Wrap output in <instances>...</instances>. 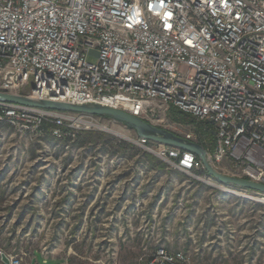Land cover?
<instances>
[{
    "label": "built area",
    "instance_id": "built-area-1",
    "mask_svg": "<svg viewBox=\"0 0 264 264\" xmlns=\"http://www.w3.org/2000/svg\"><path fill=\"white\" fill-rule=\"evenodd\" d=\"M0 92L109 106L199 144L202 126L215 169L264 184V0H0ZM169 107L193 120L183 136ZM90 116L0 102V124L46 121L54 137ZM158 155L202 167L188 151ZM186 263L163 248L149 260Z\"/></svg>",
    "mask_w": 264,
    "mask_h": 264
},
{
    "label": "rangeland",
    "instance_id": "rangeland-1",
    "mask_svg": "<svg viewBox=\"0 0 264 264\" xmlns=\"http://www.w3.org/2000/svg\"><path fill=\"white\" fill-rule=\"evenodd\" d=\"M165 115L174 121V108ZM90 117L97 138L82 146L0 124L1 254L19 264H149L163 248L186 264H264L263 194L220 184L200 166L181 170L158 155L172 147Z\"/></svg>",
    "mask_w": 264,
    "mask_h": 264
},
{
    "label": "water",
    "instance_id": "water-1",
    "mask_svg": "<svg viewBox=\"0 0 264 264\" xmlns=\"http://www.w3.org/2000/svg\"><path fill=\"white\" fill-rule=\"evenodd\" d=\"M0 102L112 119L134 130L138 137L195 154L200 160L206 174L218 183L251 190L264 195V184L246 178L228 175L215 169L208 161L206 150L201 144L189 141L166 129L158 128L122 110L97 103L77 105L51 100H36L23 94H11L7 92H0ZM1 260L4 264L9 263V260L5 255L1 256Z\"/></svg>",
    "mask_w": 264,
    "mask_h": 264
},
{
    "label": "trees",
    "instance_id": "trees-1",
    "mask_svg": "<svg viewBox=\"0 0 264 264\" xmlns=\"http://www.w3.org/2000/svg\"><path fill=\"white\" fill-rule=\"evenodd\" d=\"M175 113H176V117H175L174 121L180 122V123H192L193 122V120L188 115H187L188 116V118H187L186 116L182 117L180 114H183V113H180V112H178L176 110H175ZM184 115H186V114H184ZM52 127H53V124L52 123L43 121L41 123V125H39L38 129L41 132H44L45 131V132H48L51 135V128ZM198 131L200 132L199 135L202 138V140H205V142H207L209 144H212L213 137H212V133L211 132L207 133L206 131H203L202 130V126H199L198 127ZM61 138L63 140H65V141H68V140H72L73 139V138H71L68 135H63V137H61ZM96 138H97V136L93 132H91L90 130H80V131H78L75 134L74 144L75 145L82 146V145H85L87 143L95 142L94 140ZM99 139H102L103 140L104 139V136H102V135L99 136ZM202 140L200 141L201 145L205 149H207L206 144L203 143ZM105 143H107V142L106 141L102 142V145H104ZM147 143H149V142L147 141ZM113 146L116 149H119L120 151H125L127 149H132V146L130 144H126L125 142H115V144H113ZM144 156H145L146 160H148V161L159 162V164L161 166L163 165V163L160 160H158L157 158H155L151 154L144 153ZM196 158L198 159V157H196ZM199 173H203V174L207 175L206 172L204 171V169L200 170Z\"/></svg>",
    "mask_w": 264,
    "mask_h": 264
},
{
    "label": "bare ground",
    "instance_id": "bare-ground-1",
    "mask_svg": "<svg viewBox=\"0 0 264 264\" xmlns=\"http://www.w3.org/2000/svg\"><path fill=\"white\" fill-rule=\"evenodd\" d=\"M105 128V127H104ZM106 129V128H105Z\"/></svg>",
    "mask_w": 264,
    "mask_h": 264
}]
</instances>
